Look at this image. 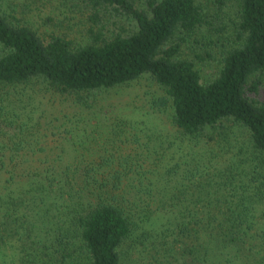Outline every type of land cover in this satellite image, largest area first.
Returning <instances> with one entry per match:
<instances>
[{
  "label": "trees",
  "instance_id": "1",
  "mask_svg": "<svg viewBox=\"0 0 264 264\" xmlns=\"http://www.w3.org/2000/svg\"><path fill=\"white\" fill-rule=\"evenodd\" d=\"M37 1L0 0L11 264H264V0H212V14L196 0H56L43 32L27 19ZM192 35L204 46L184 56ZM205 62L217 68L203 83ZM145 75L167 141L96 99ZM42 94L72 110L45 116Z\"/></svg>",
  "mask_w": 264,
  "mask_h": 264
},
{
  "label": "rangeland",
  "instance_id": "2",
  "mask_svg": "<svg viewBox=\"0 0 264 264\" xmlns=\"http://www.w3.org/2000/svg\"><path fill=\"white\" fill-rule=\"evenodd\" d=\"M196 1L205 5L207 9L210 10L211 14L215 11V5L214 3H212V0ZM56 4V0H38L37 3L33 6V10L35 11L31 15H27V19L30 24L33 25V27L38 28L40 32L45 31L47 27L52 28L51 23L48 26L41 25L40 17L44 16L42 15L43 13L45 14V16L48 15L52 16L53 18H55V16L57 17V13L56 15L54 12L51 13V11H54L53 8L56 6ZM39 11H41V13H39ZM233 11V7L231 5H227V7L223 9L219 21H221L224 25H228L231 18L230 16L233 15ZM71 17L76 16L71 15ZM53 23H56V21L53 20ZM74 23H76V20H73V22H71L70 29L65 28L63 30V32H65L66 35L70 37V39H75L79 36L78 31L81 29L79 27L82 26L79 25V23H76L77 25H75ZM192 36L194 37L189 40L190 43H187V45L183 48L184 56L189 57L193 52L201 51L199 49H202L204 46L203 44L205 43V41L201 39V35ZM196 68L199 71L201 81L203 83H206L215 76L217 65L214 62H205L198 63L196 65ZM157 91L158 88L156 84L148 76L145 75L129 84L104 91L98 94V97L96 99H99V102H102V104H105L106 106L109 105L111 111L122 109V112L124 114L133 115L139 120L138 122L147 123V127L151 128V131L154 132V135H158L161 140L167 141L168 139L166 138V136L170 135L172 128L167 122L168 120L166 118V115L152 110L151 107L152 95L156 94ZM42 96L43 94L41 95V99H43V101H41V106L42 109L47 112L45 116H49L50 114L59 116V111L61 109H63V111L72 110L69 108L70 102L68 101H64L58 97H51L50 95H46L45 97ZM261 96L264 97V92L261 93ZM226 132L227 133L225 134H227V137L228 139H230L229 141L231 144H235L241 139H247V134L246 132H243V130L239 132L237 131V129L227 128ZM212 148L214 149L215 147L212 146ZM10 255L11 252L9 249L3 250L1 248L0 264H11ZM41 260H44V258H41ZM41 260H38L36 264L47 263L46 261Z\"/></svg>",
  "mask_w": 264,
  "mask_h": 264
}]
</instances>
